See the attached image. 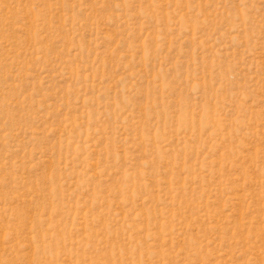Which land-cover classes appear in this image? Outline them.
<instances>
[{"label": "rangeland", "instance_id": "374dc122", "mask_svg": "<svg viewBox=\"0 0 264 264\" xmlns=\"http://www.w3.org/2000/svg\"><path fill=\"white\" fill-rule=\"evenodd\" d=\"M0 264H264V0H0Z\"/></svg>", "mask_w": 264, "mask_h": 264}]
</instances>
